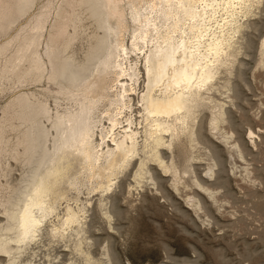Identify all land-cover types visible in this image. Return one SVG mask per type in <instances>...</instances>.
Here are the masks:
<instances>
[{
    "label": "bare ground",
    "instance_id": "bare-ground-1",
    "mask_svg": "<svg viewBox=\"0 0 264 264\" xmlns=\"http://www.w3.org/2000/svg\"><path fill=\"white\" fill-rule=\"evenodd\" d=\"M254 1L258 2L237 0L242 9L238 10L247 12ZM35 2L0 0V36L28 14ZM234 3V0L221 3L219 0H58L43 39V54L38 49L46 21L43 10L29 17L28 23L18 27L12 37L0 41V84L19 87L42 78L49 81L43 91H38L40 96L30 89L14 92L0 115V174L7 172L3 162L8 157L23 167L16 185L0 184L4 192L0 199L4 216L0 222V255L7 264H19L21 255L43 234L50 241H67L73 235L76 237L75 240L72 237L73 251L86 264H101L87 247H81L86 239L85 213L89 208L88 203L79 201L82 188L107 191L114 184L111 181H117L118 174L134 164L137 181L152 180L153 164L164 174H170L175 184L179 183L181 174L175 157L181 152L185 154L181 161L183 173L194 174L190 160L198 142L199 114L208 108V131L220 129L225 119L223 105L213 100L211 92L217 85L218 74L222 75L221 69L228 72L235 61L232 37L242 24L235 18ZM219 8L226 11L228 18H224L218 31L219 28L212 29L211 23ZM84 19H90L94 27L90 35L84 36V51L78 55L74 44L82 36ZM125 34L129 37L128 47L124 44ZM145 44L149 47L141 61L144 83L138 95L140 107L136 108L140 113L137 118H141L137 124L142 126L138 140L140 127L132 128L130 95L135 92L139 67L125 65V60L129 51ZM260 49L264 51V37ZM122 75L128 82L120 81ZM224 80L221 84L228 88L230 79ZM49 94L57 100L64 98V105L56 102L51 111L44 99ZM122 117L126 127L122 125ZM103 119L108 121L105 127ZM10 130L14 131L13 140L6 136ZM222 134L218 135L221 139ZM227 137L223 138L225 142ZM194 181L195 186L203 187L196 177ZM102 201L99 207L109 218ZM31 253L32 258L24 264L35 261L36 252Z\"/></svg>",
    "mask_w": 264,
    "mask_h": 264
},
{
    "label": "rangeland",
    "instance_id": "rangeland-1",
    "mask_svg": "<svg viewBox=\"0 0 264 264\" xmlns=\"http://www.w3.org/2000/svg\"><path fill=\"white\" fill-rule=\"evenodd\" d=\"M57 2L58 0H36L26 14L27 16L16 21L9 30L11 32L8 31L3 35L4 37L0 36V41L12 37L19 28L28 23L29 17L44 11L46 12V23L44 22L42 30L44 32L41 38L42 43L38 47L39 52L43 54L44 40L48 27L52 23V17L54 18ZM219 2L221 3L222 0ZM234 2L233 6L235 10L237 9L235 18L237 23L242 24L239 32L232 37V46L236 47L234 50L236 58L234 57L235 61L228 72L221 69L220 74L222 75L218 74L217 85L211 92L212 97L215 98L212 99L220 102L224 107L225 119L222 122L224 125L220 124L221 128L218 129L220 131H208V108H204L206 111L203 109L199 114L196 121V129L199 130L198 142L192 149L190 160L194 174L183 173L181 161L185 154L181 152L175 157L179 175L181 174L179 183L175 184L170 174H164L159 167L153 164L150 170L151 173L153 172L152 180L142 178L137 181L133 175L134 164L118 174V183L116 179L111 181L114 183L111 189L103 191L101 188L91 189L86 186L82 188L83 190L81 189L80 195L78 194L81 199L79 201H85L84 204L88 203L89 207L85 213L87 233L84 232L86 235L83 236H86V239L83 240L81 247H87L91 256L100 259L101 264H264V51L260 49V42L264 37V0L252 2L253 5L251 4L248 13L239 11L242 10L238 7L240 3H237V0ZM227 15L225 10L219 8L214 19L217 21L211 23L212 29L214 27L215 30L218 29L221 23L228 18ZM84 20L83 32L86 33L82 32L80 40L74 44L78 55L83 53L86 37L93 32L94 27L90 19ZM123 39L128 47V35L125 34ZM144 46L129 51L125 60V65L135 64L139 67V79L135 85V92L130 95L132 97L130 115L134 121L132 128L136 130L140 127L137 129L138 140H141L140 134L142 135V126L140 123L137 124V121H141V118H137L140 116L138 95L143 89L144 63L142 62L149 44ZM125 77L122 75L120 81H125L127 79ZM224 79L227 81L230 79L228 88L221 84L225 81ZM47 83L49 81L42 78L36 83H25L19 87L17 84L16 86L12 84V87L10 83L0 84L2 86L0 87L2 88L0 90V115L2 107L10 100L14 92L21 89L43 91ZM38 94L41 93L38 92ZM47 95L44 99L46 97L45 101L51 111L55 108L56 102L58 105L61 104L60 106L64 105V98L58 97L57 100L54 96H50L51 94ZM43 121L46 124L45 120ZM122 121V125L125 126L126 122L123 117ZM107 123L106 119L102 120V126H107ZM217 131L220 135L226 132L222 134L224 135L222 137L229 135L228 142L221 139ZM7 132L9 134L7 133L6 136H10L7 138L13 140L11 137L14 136V131ZM95 135L97 141L98 134L95 133ZM108 139L110 143V138L107 136L106 140ZM237 151H240L239 154ZM164 152L168 157L169 153L166 150ZM4 160L6 162L3 163L8 173L0 174L2 177L0 184L7 185L11 182L10 185H16L22 175L23 167L9 157ZM210 168L211 171H207ZM193 176L203 187L197 186L198 184L194 185L196 182ZM0 191L1 199L4 192ZM100 199L103 200L104 205L102 206L109 211V218L99 207ZM194 199L199 202V206L196 205ZM3 219L0 206V222H3ZM72 237L74 236L68 237L67 241H50L43 234L41 239L30 244L29 249L21 255L24 261L21 259L19 264H24L33 251L36 252L33 264H86L85 260L73 251ZM57 250L63 254L60 258L56 257L60 254ZM0 258L3 264L8 263L4 256L0 255Z\"/></svg>",
    "mask_w": 264,
    "mask_h": 264
}]
</instances>
